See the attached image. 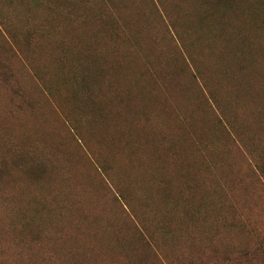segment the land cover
Returning <instances> with one entry per match:
<instances>
[{
  "label": "rangeland",
  "instance_id": "obj_1",
  "mask_svg": "<svg viewBox=\"0 0 264 264\" xmlns=\"http://www.w3.org/2000/svg\"><path fill=\"white\" fill-rule=\"evenodd\" d=\"M263 159L264 0H0V264H264Z\"/></svg>",
  "mask_w": 264,
  "mask_h": 264
},
{
  "label": "trees",
  "instance_id": "obj_2",
  "mask_svg": "<svg viewBox=\"0 0 264 264\" xmlns=\"http://www.w3.org/2000/svg\"><path fill=\"white\" fill-rule=\"evenodd\" d=\"M17 158L18 159H21L22 156L21 155H18ZM263 161H264V159H263ZM259 167H260V170H261V172L263 174V177H264V162H262ZM4 171L7 172L6 160H2V162L0 163V173H1V176L4 175ZM1 176H0V178H1ZM240 255L242 257H245V258H250L251 257V253H248V252H242ZM252 255H254V254H252Z\"/></svg>",
  "mask_w": 264,
  "mask_h": 264
}]
</instances>
